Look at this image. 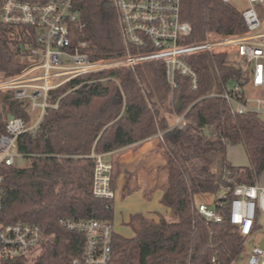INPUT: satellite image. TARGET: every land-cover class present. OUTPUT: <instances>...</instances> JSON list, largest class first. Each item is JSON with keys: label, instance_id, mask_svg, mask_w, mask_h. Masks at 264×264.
I'll return each instance as SVG.
<instances>
[{"label": "trees", "instance_id": "obj_1", "mask_svg": "<svg viewBox=\"0 0 264 264\" xmlns=\"http://www.w3.org/2000/svg\"><path fill=\"white\" fill-rule=\"evenodd\" d=\"M75 6L84 24L80 38L92 60L126 54L112 0H75ZM180 15L191 26L187 42L201 41L209 32L246 31L241 11L222 0H181ZM31 32L0 21V76L24 68L27 51L19 48L35 46ZM186 60L198 75L196 89L178 74L172 86L164 63L151 61L81 75L49 92L57 106L47 107L38 127L16 140V150L30 165L0 166V223H36L43 238L30 260L22 256L3 264H66L80 257L84 236L58 220L113 218V199L92 193L91 152L107 153L158 131L166 172L161 202L171 218L141 219L130 237L114 233L111 264H242L243 237L226 214L219 222L205 220L194 198L214 194L224 170L237 182L255 183L264 172V120L254 113H232L223 98L210 95L241 79V61L234 54L201 53ZM166 113L183 114L185 125L171 127ZM36 115L29 99L0 92V134L9 116L31 124ZM234 144H242L249 166L228 162L226 150Z\"/></svg>", "mask_w": 264, "mask_h": 264}, {"label": "built area", "instance_id": "obj_2", "mask_svg": "<svg viewBox=\"0 0 264 264\" xmlns=\"http://www.w3.org/2000/svg\"><path fill=\"white\" fill-rule=\"evenodd\" d=\"M232 4L234 0H222ZM241 11L246 31L227 35L206 33L201 41L187 42L190 24L181 18V0H112L117 24L126 54L116 59L92 60L86 49V41L80 38L83 23L75 0H0V21L8 26L32 30L35 46L25 45L19 51H27L24 68L15 75L0 76V92L11 91L15 99H29L32 110L38 114L31 124L21 116H9L0 134V166L15 165L17 137L34 131L42 120L47 107H56L57 100L50 102L49 92L81 75L137 64L162 61L167 81L175 86L176 74L187 77L192 89L198 85V75L186 57L201 53L234 54L241 63V79L232 80L221 93L235 114L264 113V23L255 4L264 0H246ZM233 5V4H232ZM137 49L131 52V49ZM250 87L262 92L250 98L244 89ZM171 127H183V114H174ZM157 136L162 142V132ZM94 159L92 193L96 197L113 199L115 192L110 186L112 165L104 159V153L91 152ZM215 171V169H214ZM0 174V205L2 197ZM220 192V194H218ZM230 195V199H227ZM226 199V200H224ZM225 207V213L217 211ZM205 220L219 222L227 219L243 237L242 264H264V235L255 237L261 230L264 216V186L237 182L228 170L221 174L218 190L214 193V205L196 206ZM59 224L69 231L84 236L80 257L66 264H111V241L116 233L112 221L103 219H59ZM41 227L33 222L15 220L0 223V264L39 246L42 241ZM257 239L247 250L246 244ZM231 264H235L232 262Z\"/></svg>", "mask_w": 264, "mask_h": 264}, {"label": "crops", "instance_id": "obj_3", "mask_svg": "<svg viewBox=\"0 0 264 264\" xmlns=\"http://www.w3.org/2000/svg\"><path fill=\"white\" fill-rule=\"evenodd\" d=\"M167 120L171 126L173 116L167 117ZM103 157L112 165L116 198L134 199L146 205V208L149 207L148 210L131 212L128 216L131 224L135 221L140 223L141 219L157 221L160 217L170 220L169 208L161 202L166 172L163 145L157 136L104 153ZM132 228L134 234L136 227Z\"/></svg>", "mask_w": 264, "mask_h": 264}, {"label": "rangeland", "instance_id": "obj_4", "mask_svg": "<svg viewBox=\"0 0 264 264\" xmlns=\"http://www.w3.org/2000/svg\"><path fill=\"white\" fill-rule=\"evenodd\" d=\"M234 7L240 11L244 10L247 7V1L246 0H234L232 2ZM255 8L260 13V18L262 22L264 23V3H258L255 4ZM242 63V62H240ZM247 96L250 98L254 96H259L262 94L261 91L245 87L244 89ZM36 113L38 114V109H36ZM175 116L171 114H167V117ZM258 116L264 120V113L258 114ZM226 158L228 162L234 166L238 167H247L249 166V161L247 158V155L245 153L244 147L242 144H234L229 145L226 150ZM15 166L17 167H27L30 165V160L26 157H16L15 158ZM111 181L113 182L112 188L114 190V179L113 175L111 174ZM166 182V179H165ZM256 182L260 186H264V172L256 179ZM115 192V191H114ZM220 194V192H218ZM116 198L115 197L113 199ZM195 204L198 205L199 203L205 204L209 209L213 208L214 205V194L212 193H204V194H198L194 198ZM146 205H141V202H138L134 199L132 200H118L117 198L114 201V214H113V226L116 232L123 236H131L133 234V228L132 226L137 227L139 225V221L132 222V224L129 222L128 216L131 214V212L134 211H143L148 210V208L145 207ZM158 206V205H157ZM261 223V230L256 233L255 237H259L264 235V216L260 220ZM257 239L255 238L253 241L250 240L246 244V249L249 250L252 245H255ZM39 252V247H36L35 249L26 252L24 255L28 260L33 258L37 253Z\"/></svg>", "mask_w": 264, "mask_h": 264}, {"label": "water", "instance_id": "obj_5", "mask_svg": "<svg viewBox=\"0 0 264 264\" xmlns=\"http://www.w3.org/2000/svg\"><path fill=\"white\" fill-rule=\"evenodd\" d=\"M179 106H180V103H179V100H178V101H177V108H179ZM260 246H261V247L264 246V238H263V240H262Z\"/></svg>", "mask_w": 264, "mask_h": 264}]
</instances>
